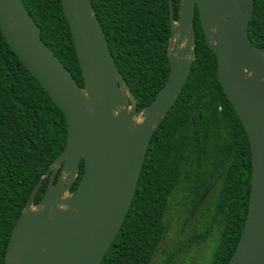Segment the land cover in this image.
Listing matches in <instances>:
<instances>
[{"label":"water","instance_id":"water-1","mask_svg":"<svg viewBox=\"0 0 264 264\" xmlns=\"http://www.w3.org/2000/svg\"><path fill=\"white\" fill-rule=\"evenodd\" d=\"M168 4L169 73L154 99L137 109L90 0H61L83 87L43 43L22 0H0L4 38L67 123L65 145L32 188L3 264H100L132 204L150 139L190 73L195 11L251 154L247 215L227 264H264V51L248 37L254 0H179L176 19Z\"/></svg>","mask_w":264,"mask_h":264},{"label":"trees","instance_id":"trees-1","mask_svg":"<svg viewBox=\"0 0 264 264\" xmlns=\"http://www.w3.org/2000/svg\"><path fill=\"white\" fill-rule=\"evenodd\" d=\"M90 1L117 69L136 99L137 109H142L154 99L169 73L168 0ZM22 2L39 27L43 43L83 87L61 0ZM172 4L176 19L179 0ZM193 23L195 58L190 73L150 139L132 204L100 264H151L172 228L169 219L175 195L186 196L189 204L180 233L196 208H201L203 220L192 240L199 245L216 231L209 264H227L240 237L250 193L249 142L218 80L216 56L205 44L197 11ZM248 37L264 51V0H254ZM66 137L63 113L0 29V264L32 188L61 152ZM82 172L80 162L71 190ZM47 181L48 177L34 204ZM182 247L185 243L178 249ZM173 258L172 251L165 264Z\"/></svg>","mask_w":264,"mask_h":264},{"label":"rangeland","instance_id":"rangeland-1","mask_svg":"<svg viewBox=\"0 0 264 264\" xmlns=\"http://www.w3.org/2000/svg\"><path fill=\"white\" fill-rule=\"evenodd\" d=\"M175 196L170 208L171 217L169 221L172 228L168 233L166 242L160 246L159 252L154 255L151 264H165L167 254L172 251L174 258L169 264H209L212 244L216 242L214 236L217 235L216 231H213V235L211 234L214 237L210 236L207 241H201L199 245L192 240L198 234V228L202 225L203 220L201 208H196L185 221L184 232L180 233L179 229L185 220L186 209L189 204L186 196ZM178 199L179 205L176 206V200ZM180 243H185V247H182L181 250L178 249Z\"/></svg>","mask_w":264,"mask_h":264},{"label":"flooded vegetation","instance_id":"flooded-vegetation-1","mask_svg":"<svg viewBox=\"0 0 264 264\" xmlns=\"http://www.w3.org/2000/svg\"><path fill=\"white\" fill-rule=\"evenodd\" d=\"M48 182V181H47Z\"/></svg>","mask_w":264,"mask_h":264}]
</instances>
